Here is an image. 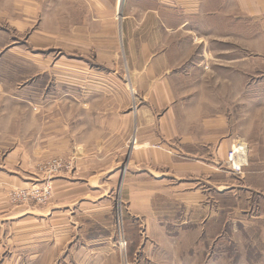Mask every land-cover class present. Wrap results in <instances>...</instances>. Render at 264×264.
<instances>
[{
  "label": "crops",
  "instance_id": "1",
  "mask_svg": "<svg viewBox=\"0 0 264 264\" xmlns=\"http://www.w3.org/2000/svg\"><path fill=\"white\" fill-rule=\"evenodd\" d=\"M73 1L79 4L72 11V26L66 29L60 23L56 32V50L61 54L56 62L34 58L41 54L37 51L49 46L45 40L32 42L30 36L20 47L0 41V66H8L10 72L11 68L21 73L32 70L36 78L49 75L46 66L50 63L56 67L58 90L48 101L56 104V109L51 112L52 120L42 126V132L52 133L38 145L41 152L49 146L59 150L71 141L79 167L71 175L85 180L68 178V174L52 178L54 197L48 204L31 202L15 207L7 199L8 192L39 176L34 171L24 172V178L18 174L15 155L0 153V260L2 250L12 251L13 243L31 262L39 258L48 261L52 253L75 242L88 244L82 249L89 261L98 245L116 254L106 246L114 247L117 242L108 221L111 201L98 202L99 198L90 196L103 183L109 188L111 183L118 186L122 198L137 195L128 203L130 219L122 221L126 222L122 236L128 243L125 252L132 253L134 264H139L148 239L173 241L181 232L191 236L195 230L204 242L222 241L227 227L224 207L217 200L211 202L210 191L217 198L240 190L264 198V71L257 69L264 67V48L258 53L261 48L250 41L246 57L234 59L233 72L238 70L247 81L240 89L233 76L232 94L226 97L231 98V106L218 109L215 115L206 114L202 98L199 107L194 94L185 99L183 107L178 82L182 72L198 67L192 58L194 49L206 45L201 36L223 34L225 17L233 24L246 19L248 27L259 21L264 34V0ZM0 2L26 7L34 0ZM226 3L232 4L227 15ZM18 13L21 18L15 12L16 17L9 21L14 33L23 27L25 16ZM248 38L253 39V33ZM121 45L122 63L118 56ZM16 50L24 51L23 58H15ZM13 54L14 58H9ZM0 79L4 77L0 75ZM62 102L73 105L72 136L64 125ZM239 142L248 147V166L241 175L225 167L230 147ZM100 179L104 181L100 183ZM250 216L249 222H239L249 232L248 238L258 239L261 245L264 212ZM84 224L88 228H83ZM5 226L9 233L3 247L1 230ZM172 227L173 234H168ZM137 228L138 233L134 232Z\"/></svg>",
  "mask_w": 264,
  "mask_h": 264
},
{
  "label": "rangeland",
  "instance_id": "2",
  "mask_svg": "<svg viewBox=\"0 0 264 264\" xmlns=\"http://www.w3.org/2000/svg\"><path fill=\"white\" fill-rule=\"evenodd\" d=\"M78 4V2L73 0H61L60 2L57 0H34V2L25 7V4L0 2V41L3 45L9 43L8 47L11 45L20 47L25 45V42H28L27 39L30 36L33 38L32 42L45 40L43 42L48 43L49 49L37 51L42 55L34 54L35 56L33 57L36 59L46 58L49 61L56 62V59L61 55L56 50V32L59 29V24H65L66 29L72 26V11ZM229 5L232 4H225L226 15L231 13ZM80 9L85 8L80 6ZM15 12L18 14L16 15L18 18H21L18 12L25 16L23 17L21 31L18 30L16 33L9 26V21L14 20L16 17ZM248 24L249 22L246 19L236 20L235 24H233L232 19L225 17L223 34L210 33L201 36L206 41V45H199L197 49H194L192 58L193 62L198 64V67L187 73L182 72L183 77L178 82V90L183 107L185 99L190 94H194L197 97L199 107H201L202 98L206 114L215 115L218 109L231 106V98L227 99L226 97L232 94L231 80L233 76L237 77L240 89L243 87L244 82L247 81L238 70H236L237 74L233 72L234 59L246 57L250 41L257 43L258 47L261 48L258 49V53L264 48V34L259 27V21L251 24L250 27H248ZM250 32L254 35L251 40L248 38ZM14 52L17 55L16 59L18 57L23 58L24 51L16 50ZM118 53L119 61L121 63L124 62L122 45L118 49ZM13 56L15 55L13 54L9 58L13 59ZM46 69L49 71V75H46L47 79L44 75H40L37 78L34 77L31 74L33 73L32 70L21 73V70L17 69L16 72L14 68H11L13 71L10 72L8 66H0L1 78L4 77V79H0V153L2 156H7L10 153L15 155L18 174L24 178V172L33 173L34 171L39 176L38 179L32 180L33 182L31 180L28 181L30 184L22 186L20 189L29 188L32 185H41V182L50 179L49 176L57 180V178L68 174V178L79 181L83 179L79 175L74 178L71 175L72 171L79 168L76 164L77 159H73V151L75 149L70 146L71 141L63 149L58 150L56 146H49L44 151H40L41 146L38 144L42 142L47 133L48 136L52 133L51 131L42 132V126L46 125L48 120H52L54 114L51 112L56 109V104L53 106L51 102L48 104V101L52 98L50 96H53L58 90V84L55 80L56 67L50 63L49 67L46 66ZM257 69L264 71V67L261 66H258ZM31 75L32 79H30ZM13 78L16 81L12 82L9 80ZM19 78H22L23 81H20ZM223 89L225 94L222 93ZM60 108H63L65 116L64 125L67 126L68 134L72 136L73 105L68 102H62ZM48 109L49 115H47ZM238 144L245 145L243 142H239L233 144L230 149ZM245 146L247 151L248 147L247 145ZM246 161V166H248V158ZM55 165H58V170L53 172V174H49L47 170ZM225 167L237 175H241L245 168H242L241 173H237L227 167L226 163ZM70 171L71 173H69ZM143 178L150 180L148 177ZM102 181L104 180H99L100 183ZM51 182L52 180H50L52 198V196L54 197V191ZM99 186L100 188L96 189L98 191L95 194L91 193L90 196L99 198L98 202H104L106 199L111 201L112 216L108 221H111L117 242L114 247L111 245L106 246L113 249L116 254L111 253L110 250L101 249L102 245H98L95 247L98 249L97 253L89 261L88 256L83 254L88 244L75 242L74 246L66 245L64 247L65 250L62 251L61 249L58 253H52L49 257L51 259L48 261L44 258H39L31 262L26 260L23 250H20L21 247L13 243L11 244L12 251L2 250L0 264H134L131 259L132 253L130 251L129 253L125 252L128 243H126L125 248H121L118 241L120 237H124L123 225L126 222H122L123 219L126 217L130 219L127 215V208L130 207L128 203H131V199L133 202L137 195L122 198L123 196L119 193V187L115 184L111 183L112 187L110 188L107 187L106 183H103L102 187L100 184ZM15 189L18 188H13L8 192L7 199L9 201V193ZM212 191H210L211 202L217 200L224 207V219L227 225L224 239L218 242H204L201 237H196L198 233H195V230L190 233L192 234L191 236H185L183 234L185 232H181L178 237L173 238V241L166 239L165 241H159V238H157L155 242H152L148 239L144 243V254H142L139 264H264V243L259 245L258 239H249L247 236L249 232H246L243 223L239 222V220L249 222L252 219L250 215L264 212V198L245 190H240L235 194L232 192L225 193L224 196H218L217 198ZM31 202L18 203L15 207L26 206L29 203L31 204ZM83 228H88V225L84 224ZM166 229L168 230V227ZM135 231L138 233L139 229L137 228ZM238 231L240 233H237ZM8 233V227H3L1 230V246L3 247L7 244ZM143 233L149 236L147 232L143 231ZM170 233L173 234V227L168 234ZM155 234L159 235L158 232H155ZM79 244L80 248L78 247ZM255 246H263V248L259 251ZM70 249H75L76 252H71Z\"/></svg>",
  "mask_w": 264,
  "mask_h": 264
},
{
  "label": "built area",
  "instance_id": "3",
  "mask_svg": "<svg viewBox=\"0 0 264 264\" xmlns=\"http://www.w3.org/2000/svg\"><path fill=\"white\" fill-rule=\"evenodd\" d=\"M242 148L246 149L245 145H236L233 146L230 151L227 153L226 157V164L227 167L232 169V171H236L237 173L242 172V168L246 166V156H242L238 150H242ZM58 170V165L51 166L47 172L49 171V174H53V172ZM50 179H47L43 182H41V185H32L29 188H18L9 193V198L12 204L16 205L18 203H26V202H37L38 204L41 205H46L50 202L51 200V191L52 187L50 185V180H52V176H49ZM119 246L121 248H125L126 242L122 237H120L119 241Z\"/></svg>",
  "mask_w": 264,
  "mask_h": 264
},
{
  "label": "bare ground",
  "instance_id": "4",
  "mask_svg": "<svg viewBox=\"0 0 264 264\" xmlns=\"http://www.w3.org/2000/svg\"><path fill=\"white\" fill-rule=\"evenodd\" d=\"M122 2V1H121ZM238 152H240L242 154V156H246V149L245 148H242V150H238Z\"/></svg>",
  "mask_w": 264,
  "mask_h": 264
}]
</instances>
